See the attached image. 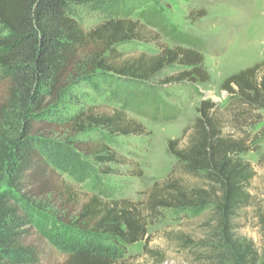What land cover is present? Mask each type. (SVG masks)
Instances as JSON below:
<instances>
[{
    "label": "trees",
    "instance_id": "trees-1",
    "mask_svg": "<svg viewBox=\"0 0 264 264\" xmlns=\"http://www.w3.org/2000/svg\"><path fill=\"white\" fill-rule=\"evenodd\" d=\"M133 5L137 6L136 0H0V84L4 88L0 97V173L6 172L9 187L0 190V264H40L38 252L27 242L26 227L44 221L33 205L46 185L39 190L32 184L45 167L60 169L81 182L85 177L113 174L114 165L128 162L111 147L110 135L141 134L144 126L124 108L112 113L95 111L92 98L106 96L101 83H106L108 75L134 84L131 95L135 99L111 91L121 97L120 102H137V113L151 117L161 114L158 105L164 113L169 109L158 95L149 93L153 78L165 69L173 65L183 68L164 78L166 83L209 81L205 56L199 49L202 42L192 34L175 33L156 13L145 14L144 19L172 45L154 55L124 58L119 45L143 40L137 32L139 22L125 18ZM104 6L108 19L86 30L81 11ZM88 46H94L92 53L89 60L82 61L80 54ZM222 88L242 106L234 116L236 122L241 114L248 119L264 110V61L233 73ZM82 100L89 104L76 112L70 110ZM216 106L209 99L201 102L186 147L179 146V139L167 144L183 172L203 184L187 185L172 171L148 192L146 209L151 216L132 199L100 189L75 218L58 217L51 229L43 230L47 240L67 255L65 264H114L120 246L148 240V219L160 208L212 209L216 234L202 246L208 254H200L206 264H264V254H259L252 241L234 232L250 199L254 170L243 155L251 147L244 138L222 133ZM64 128L69 132L66 141L44 138L47 131ZM61 193L67 202L72 199L69 187ZM180 240L188 248L190 240Z\"/></svg>",
    "mask_w": 264,
    "mask_h": 264
},
{
    "label": "rangeland",
    "instance_id": "rangeland-1",
    "mask_svg": "<svg viewBox=\"0 0 264 264\" xmlns=\"http://www.w3.org/2000/svg\"><path fill=\"white\" fill-rule=\"evenodd\" d=\"M136 1L137 6L133 5L125 18L139 22L137 32L143 40L135 39L119 45L118 50L124 54V58L137 57L143 53L154 55L163 46L172 45V41L164 33L158 28L151 29L144 19L145 14L149 16L156 13L159 16L157 19L164 20L175 33L192 34L202 42L199 49L205 56V67L210 79L196 84L166 83L164 78L183 68L173 65L165 69L153 78L154 88L149 93L158 95L169 109L164 113L161 105H158V112L161 114L151 117L137 113V102L134 105L120 102L121 97L114 96L111 91L115 89L122 94L120 96L128 94V97L135 99V95H131L134 84L130 85L128 79L108 75L106 83H101L106 96L92 98L95 111L112 113L115 109L124 108L131 119L143 124L144 132L110 135L111 147L123 154L128 162L114 165L115 172L108 176H90L77 182L60 169L45 167L32 184L39 190L42 184L46 185L45 193L33 205L35 214L42 216L44 221L39 225L26 227L27 242L38 252L40 264H65L67 255L47 240L43 230L51 229L58 217L69 215L70 218H75L81 206L100 189L118 198L132 199L145 215L151 216L146 209L148 192L156 181L164 180L172 171L174 177H179L187 185H202L201 179L183 172L177 159L168 152L167 144L171 139H179L181 148L187 146L191 128L200 114L201 102L209 99L217 104L214 109L215 117L220 122L222 133L236 139L244 138L251 147L243 155V159L254 170L249 185L250 199L240 213L234 232L237 236L252 241L259 254H264V131L261 130L264 126V110L253 113L248 119L241 114L238 118L240 120L236 122L234 116L242 106L235 103L236 99L233 98L237 97L231 96L222 88L223 82L233 73L264 61V0ZM107 19L105 6L81 11L80 21L86 30ZM93 47L88 46L82 50V61L89 60ZM126 84L130 86L127 88ZM3 90V85L0 84V97ZM87 104L89 103L82 100L71 106L70 110L76 112ZM185 130L187 134L184 136ZM68 134L66 128L52 129L45 133L44 138L64 142ZM65 187L72 190V199L68 202L66 196L61 197ZM4 189L9 187L6 172H1L0 190ZM148 221V240L120 246V254H116L114 264H206V258L200 254L208 253L202 246L212 241L216 234V220L211 208H160ZM182 237L190 240L188 248H184L186 245L180 240Z\"/></svg>",
    "mask_w": 264,
    "mask_h": 264
}]
</instances>
